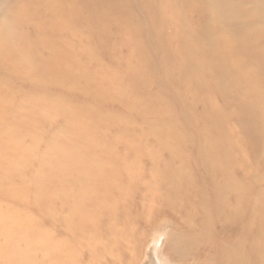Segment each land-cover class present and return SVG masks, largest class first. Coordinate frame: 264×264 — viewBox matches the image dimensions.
Returning <instances> with one entry per match:
<instances>
[{
  "label": "rangeland",
  "instance_id": "obj_1",
  "mask_svg": "<svg viewBox=\"0 0 264 264\" xmlns=\"http://www.w3.org/2000/svg\"><path fill=\"white\" fill-rule=\"evenodd\" d=\"M162 2L161 9L170 7L191 21L186 0ZM118 3L85 5L102 10L90 23L82 3L64 4L66 11L84 12L65 18L70 25L59 31L52 11L40 13L42 2L19 0L0 21V264H53L52 246L41 249L45 230L64 253L72 252L65 264H158L160 243L150 240L161 226L170 228L164 255L171 264L223 260L224 246L232 250L225 264L235 256L264 264L259 249L234 250L221 239V228L211 230L200 219L203 201L212 207L227 197L220 187L229 169L240 191L250 194L246 208L254 232L264 217V144L258 151L250 144L262 129L246 114L249 103L224 105L218 95L208 102L195 80L173 79L183 72L191 45L173 32L170 19L171 31L160 37L170 47L157 54L148 34L132 27L147 20H120L124 7ZM8 4L0 6V20ZM27 13L33 22L28 26ZM205 81L210 87L209 73ZM256 104L252 116H264L263 103ZM216 119H225L223 129L211 125ZM202 139L204 151L198 148ZM211 155L221 168L200 176L199 163ZM216 180L220 187L213 192ZM60 197L74 201L76 214L67 207L60 211ZM99 203L103 207L94 214ZM78 211L92 220L79 219ZM207 214L215 216L212 208ZM146 218L151 221L145 225ZM70 219L80 220V228L71 229ZM173 233L188 234L191 241L209 233L215 241L209 237L208 248L179 258L170 248Z\"/></svg>",
  "mask_w": 264,
  "mask_h": 264
},
{
  "label": "bare ground",
  "instance_id": "obj_2",
  "mask_svg": "<svg viewBox=\"0 0 264 264\" xmlns=\"http://www.w3.org/2000/svg\"><path fill=\"white\" fill-rule=\"evenodd\" d=\"M24 0H20L23 2ZM28 1V5L31 6L34 3L42 2L46 5L45 9L40 12L48 13V9L54 14V18L57 22V25L54 27V30H63L69 27L68 21L64 20L65 18H74L83 15L84 11L73 10L66 11L61 6L69 2H78L82 3L83 6L88 4L93 6V3L97 4L98 2L111 3L113 0H25ZM182 1V0H181ZM190 7V16L191 21L187 18L181 17L182 14L177 11L173 12L170 7L169 11L161 6L164 4L162 0H118V6L124 7L123 11L120 14V20L124 22L140 21L147 20L144 23L141 22L137 25H132L133 29L136 31L142 30L145 31L148 36L147 40L150 43V46L156 49V53L160 54L162 51L168 50L169 43H163L160 41V37L168 30L171 31V28H168V20L171 19L173 22L170 25L173 29V32L182 33L183 41L182 43L191 45V50L187 53L188 58L184 60L183 63V72L180 75H177L173 79H187L190 81L195 80L197 86L202 90L201 98H209L212 95H218L221 99V102L225 105L231 102V100L242 99L246 100L249 105L247 107L246 114L251 115L252 122L261 125L262 135L258 137L259 139H254L250 144L254 147V150L258 151L264 144V116H255L256 114V103L261 102L262 109H264V5L263 1L258 0H186ZM6 0H0V6L5 3ZM19 0H10V4L4 8L2 13L3 21L9 13L14 11ZM52 4L51 7H47V4ZM94 4V5H95ZM126 4V5H125ZM87 16L86 21L90 23L94 19L96 14L101 13V9L98 8H89L86 7ZM129 6V7H127ZM166 12V13H165ZM12 16V15H11ZM25 24L28 26V22L33 23L31 16L27 13L24 14ZM46 16V15H44ZM82 21H85L84 18H81ZM167 20V21H166ZM163 21L167 23V26L164 25ZM137 22V23H138ZM72 26V25H71ZM105 26V25H104ZM124 31V30H123ZM151 32H154V35H151ZM162 40V39H161ZM160 41V44H159ZM33 43V42H32ZM158 44V46H157ZM167 44H169L167 46ZM33 45V44H32ZM26 44L22 43L19 47L23 51L26 50ZM170 47V46H169ZM206 56L205 62H203V56ZM131 65V64H130ZM211 75V86L208 87L205 81V74ZM112 74V73H110ZM241 82V83H240ZM235 84L236 86H234ZM161 86V85H160ZM209 102V99H207ZM212 106V105H211ZM258 106V105H257ZM217 106H212L211 113H217ZM253 115V116H252ZM255 118V119H254ZM242 121V120H241ZM218 122V123H216ZM225 119L213 121L211 123L215 129H223L225 125ZM219 127V128H218ZM221 127V128H220ZM253 129L252 132H255V126H251ZM206 140L202 139L198 142V148L205 150ZM230 150L232 147L231 143L224 145ZM231 152L229 151V154ZM231 157V156H230ZM217 162V163H214ZM201 164L199 171L200 176L207 174L209 171H213L221 168L222 163H218L215 156L211 155L206 163ZM229 176L226 178L221 175V180H224L223 187H220V184L216 180L217 184L212 183L211 190L216 192L220 188L226 192L227 197L224 199L217 198L211 202L212 207L209 205V201H203L200 205V209L203 212V217L201 216V221L205 222L209 229L214 226L221 228V239L227 240L228 243L236 249H245L250 250L251 248L259 249L261 256L264 254V217L260 222H258V228L254 232L250 226V219L252 215L248 218V210L246 204L248 201L246 198L249 197V192L247 189L240 191V183L237 180H233L232 170L229 169ZM230 196V197H229ZM98 198V197H97ZM61 203L60 211L64 212L63 208L68 209V213L76 214L72 205L73 200L65 201L63 197H60L58 200ZM94 201V200H93ZM113 203V202H112ZM112 203H107L104 206L107 209H110ZM152 203V202H151ZM103 203H99L96 207L97 211L100 212L103 207ZM242 204H245L244 206ZM151 205V204H150ZM65 206V207H64ZM194 205H192L193 208ZM151 208V206H150ZM149 208V209H150ZM212 208L215 212L214 218L208 217V209ZM79 219L89 221L92 217H84L79 211ZM93 216V215H92ZM95 217V216H94ZM89 218V219H88ZM212 220V221H210ZM150 220L147 218L144 220V224L149 223ZM70 228L76 229L80 228V220L77 223L73 222L70 219ZM68 223V225H69ZM213 224V225H212ZM169 227L161 226L159 231L155 232V235L151 238L150 241L158 243L159 245L155 247V253L157 257L158 264H171L164 255V243L166 238L169 235ZM213 228V227H212ZM211 228V230H213ZM170 229V228H169ZM207 229L210 234L211 231ZM261 229V231H260ZM260 231V232H259ZM206 238L204 235L202 237L200 234L198 236H193L189 240V235L185 233L181 234H171L168 239L171 240L172 245L170 248L173 253L179 258L186 257L188 252L196 251L194 256L200 247H209L207 244L209 241V233ZM258 237L259 242L249 241L251 237ZM205 237V238H204ZM41 249L42 251H47L50 246H52L51 256L54 258L53 264H65L67 261V256L72 254L69 252L70 249L63 252L61 247H58L57 241L54 238L49 239L48 234L45 230L43 232ZM221 239L219 241H221ZM211 240V237H210ZM218 240V239H217ZM223 240V241H224ZM212 242V245L214 244ZM154 244V245H156ZM182 244V246L180 245ZM154 247V246H153ZM212 247V246H211ZM54 250V251H53ZM232 250L227 247H222L221 254L224 257L223 260L212 261L211 264H225V260L230 258V253ZM47 254V253H44ZM234 255V254H233ZM248 255V254H247ZM47 255H44L46 257ZM48 257V256H47ZM144 257V256H143ZM51 259V260H52ZM146 259V258H145ZM114 261V260H113ZM232 264H249L248 257L239 260V258L232 257L230 259Z\"/></svg>",
  "mask_w": 264,
  "mask_h": 264
}]
</instances>
